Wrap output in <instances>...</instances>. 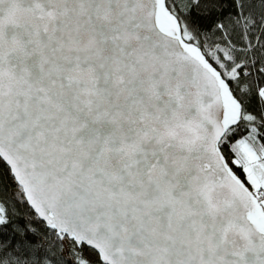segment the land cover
<instances>
[{
  "label": "snow or ice",
  "instance_id": "6c2138e0",
  "mask_svg": "<svg viewBox=\"0 0 264 264\" xmlns=\"http://www.w3.org/2000/svg\"><path fill=\"white\" fill-rule=\"evenodd\" d=\"M0 264H264V0H0Z\"/></svg>",
  "mask_w": 264,
  "mask_h": 264
}]
</instances>
